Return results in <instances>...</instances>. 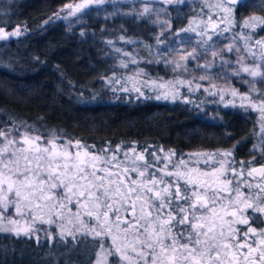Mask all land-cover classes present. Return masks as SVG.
Returning <instances> with one entry per match:
<instances>
[{"label":"trees","instance_id":"1","mask_svg":"<svg viewBox=\"0 0 264 264\" xmlns=\"http://www.w3.org/2000/svg\"><path fill=\"white\" fill-rule=\"evenodd\" d=\"M76 1L0 0V28L7 34L20 31V35L0 39V130H22L42 140L55 133L57 143L80 141L90 152L109 157L115 153L118 160L135 148L154 165L157 156L161 165L169 152L175 154L173 161L189 152L217 150L230 151L233 161H243L245 168L249 162L263 163L251 110L242 112L209 102L200 105L204 111L199 112L193 100L184 98L189 96L183 88L173 90L175 97L167 101L162 88L149 87L145 73L148 70L153 78L167 79L175 71L172 64L191 51L198 58L209 57L213 49L221 51L230 42L243 49L237 26L246 16L264 14V0H243V5L232 6L237 21L234 32L208 42L181 31L184 20L172 19L171 32L158 34L156 29L162 27L158 19L169 20L165 12L138 16L146 5L154 10L165 8L158 0H116L93 6L87 14L67 16L65 6ZM256 34L264 36V30L257 29ZM104 40L129 51L130 57L112 64L102 57ZM118 55L116 51L113 58ZM159 60L170 66V73H154L153 65ZM188 65L185 72L190 80L210 85L199 79L205 69L193 61ZM207 72L216 85L226 78L215 67ZM133 85L140 91L133 90ZM150 171L156 172V168ZM129 175L138 178L135 172ZM255 226L264 227V217ZM34 228L31 236L0 232V264H88V250L73 247L71 237L62 240L54 224L38 221Z\"/></svg>","mask_w":264,"mask_h":264},{"label":"snow or ice","instance_id":"2","mask_svg":"<svg viewBox=\"0 0 264 264\" xmlns=\"http://www.w3.org/2000/svg\"><path fill=\"white\" fill-rule=\"evenodd\" d=\"M105 2L80 0L65 7L71 9L69 15L76 16L77 13L87 14L91 7ZM160 2L183 4L184 0ZM237 4L243 5V0H227V3L205 0L208 21H200L205 27L194 29L192 25L197 21L191 20L189 27L181 31H196L198 36H207L209 41L212 40L209 25L212 33L229 32L237 24L236 9L232 7ZM213 9H219L224 15L213 19ZM152 11L159 13L166 9L154 10L146 5L138 16L145 18ZM221 23L226 25L222 29ZM240 26L249 30L238 33L243 49L233 42L227 50L237 53L235 63L238 67L231 69V75L241 77L249 91L240 94L231 88L230 92L232 97L239 99L241 107L259 111L264 121V37L254 36L257 29L264 30V16L245 17ZM9 35H20V31L7 34L0 28V39H7ZM241 51L246 55H241ZM211 55L213 61L197 66L206 70L199 79L208 80L211 88L216 89L207 69L213 66L219 54L213 50ZM196 57L193 51L182 59ZM248 59L252 60L251 64L246 62ZM222 63L229 65L231 61L223 60ZM180 66L176 64L177 68ZM178 82L192 84L191 80ZM123 90L129 89L124 87ZM133 90L140 91L135 85ZM218 91L223 93L224 90ZM209 94L216 92L209 91ZM253 94L257 99H253ZM220 98L223 101V94ZM228 103L235 106V99ZM12 131L14 129L0 130L3 140L0 144V232L17 237L31 236L36 231L33 225L37 221L49 225L56 220L66 221L57 225L60 238L71 237L73 247L86 248L90 254L88 264H264V227L255 226L264 217V165L257 168L249 162L246 169L241 162L237 172L234 167H225L229 162L224 160L219 162V167L200 169L183 159L173 162L171 157L175 154L169 152L165 157L168 162L159 167L160 157L157 156L154 165L135 148L131 149L134 158L125 152V160H118L115 153L110 157L94 154L80 141L57 143L55 133L44 142L40 136L27 132L22 133L19 140L10 138ZM261 131L264 132V123ZM72 148L76 149L74 153ZM231 154L221 153L225 157ZM153 167L160 176L150 171ZM229 171L231 176L227 174ZM130 172L137 173L139 179L132 178ZM245 172L253 179H244ZM244 188L248 191H243ZM73 203L75 212L69 207ZM179 225L188 227L181 229ZM49 239H52L51 233Z\"/></svg>","mask_w":264,"mask_h":264},{"label":"rangeland","instance_id":"3","mask_svg":"<svg viewBox=\"0 0 264 264\" xmlns=\"http://www.w3.org/2000/svg\"><path fill=\"white\" fill-rule=\"evenodd\" d=\"M112 1L113 0H106L107 3H111ZM114 1H116V0H114ZM158 1H160V0H158ZM79 2H80V0L76 1L75 3H79ZM209 2L215 3L216 0H209ZM69 5H71V4H69ZM163 6L166 9V11H164L165 15L169 18V20L165 19V18H162V17H160L158 19V23L161 24V26H162V27H159V28L156 29V32L158 34L161 33V32L162 33H166V34H168V32H171V28L172 27L169 28V24L172 26V24L170 22L172 19L174 21H176V22H183V20L186 22V25H184L182 27H179L181 29L189 27V21H191V20L197 21V23H194L192 25V27L194 29H203L205 27V25H204V23H200V21H204V22L208 21L209 9L205 6V0H184L183 4H168V5L163 4ZM66 11H67L66 15L69 16V12L71 11V9L66 8ZM212 12H213V19H216L217 16H223L224 15V13H222L219 9H213ZM249 16H251V15H249ZM259 16H264V14H261ZM246 17H248V16H246ZM165 21H167V23H165ZM241 22H240V25H241ZM240 25L237 26V27L241 28ZM225 26L226 25L223 24V23H221L219 25V27L221 29L224 28ZM232 28H231V30L229 32L212 33L211 25L208 26V30H209V33L212 34V38L222 37V35H224L226 33H228V34L233 33L234 31H233ZM240 30L242 31L243 29H240ZM236 32H237L236 34L238 35L239 30L236 31ZM173 33L178 34L179 30H174ZM186 33L189 36H192V37H195V38L199 37L204 42H208L209 41V40H207V36H198L196 34V31H189V32H186ZM254 36L257 39L261 38V37H264V36L257 35L256 32H255ZM237 37L238 36L234 35V38H237ZM124 40L126 41L127 39L124 38ZM240 41L243 44V41L241 39H240ZM158 42H159V44L161 43L160 41H158ZM230 43H233V42H230ZM229 44L225 45L221 51L215 50V51H217V53L219 55L215 59V61L213 63V66L211 68L215 67L216 69H220L223 72H225V68L228 69V71L225 72L226 78H224V80H221V82L218 83L216 89L211 88V85L208 86V85H200V84H199L200 87L197 88L196 85L198 84V82L196 80L194 81V79H192V78H191V81H192L191 86H189L187 83L181 84V83L178 82L180 80H185V81L190 80L189 76H186L187 74L185 72L186 71L185 70V65L188 68L189 67L188 63L191 62V61L196 62V64H204V63H206L208 61H213L212 55H210L209 57H201V58L196 57L195 59L188 58L187 60H184V59L180 58L179 60H177V63H179L181 66L179 68H177L176 65L172 64V66L175 67L174 68L175 71L171 74L170 78H167V79L166 78H160V77H159V79L153 78L152 75L150 74V72L147 70L145 74H146L147 77H149L150 82H151L149 84V87L152 88V89L159 90V88H161L160 87L161 84L165 85V87L162 88L163 92H164L163 95L165 93H167V98H165V99L167 101H170V102L175 97V96H173L175 93L173 92V94H172V91L173 90L175 91V90L178 89V91L180 92L181 88H183L184 92L186 93V95H188L189 97H193V98H189V97H184V98L187 101H192L193 100V105H195L196 107L199 108V112H203L204 111V108L200 107V105H204L205 103H209V102H213V103L217 102L221 106L230 107V108L236 109V110L239 109L242 112H247V110H251L253 112L254 117L256 118V128H257V130H256V133H255V139H257V143H261L262 144L261 149H263V151L261 152V154H264V132L261 131V124L264 123V121L261 120L259 111H254V110L251 109V107H247V108L241 107L239 99L232 97L231 92H230L231 88H235L236 90H238V92L240 94H246L249 91V89H248V85L242 82V78L241 77H237V76H232L231 75V69L234 68V67H238V65L235 63L236 57H237V53L235 52V50H233V52H231V53L228 52V50H227V46ZM242 46H244V44ZM100 47H101V50H102V57L107 59V60H109L112 64H115V62H117V61L123 60L126 56L130 57L129 51H126V50L123 51V49H120L119 47H117V45L107 44L106 40H104V42L101 43ZM105 47H107V48H105ZM116 51L118 52L119 55H118V57L115 56L113 58V56L116 55ZM212 51L210 53H212ZM240 54L241 55H246L245 53H243V51H241ZM223 60H229V61H231V63L229 65H224L222 63ZM246 62L248 64H251L252 60L248 59ZM153 66H154L153 67L154 68V73H158L159 74V73L162 72L163 74H166V73H170L171 72L170 68H169L170 66H168L166 63L162 62L161 60H159L157 62V64H154ZM243 78L244 79H248V77H246V76H244ZM153 82H155L154 83L155 85L153 84ZM169 82H171V83H169ZM215 84H217V83H215ZM205 88H208L209 91L216 92V94L215 95L209 94V91H205ZM218 89H223L224 90L223 93L218 91ZM182 92H183V90H182ZM221 94H223V96H224L223 101L220 98ZM234 99H235V106H232V104H229L228 102L232 101ZM253 99L254 100L257 99L256 94H253ZM22 133H24L22 130L12 131L10 138L14 137L16 140H19L21 138V134ZM49 137L50 136H48V138ZM43 141L46 142L47 139H45ZM2 143H3V140L0 139V144H2ZM75 151H76V149L74 150V152ZM223 152H230V151H224V150L195 151V152L187 153L183 158H180V159L188 161L190 163V165L193 166V167H198L200 169H209V170L211 168H213V167H219L220 166L219 162L226 160L229 163L226 164L225 167H227L229 169L234 167L237 170V172H239L240 171L241 162H243V161H233L232 154L230 156H228V157H225V156L221 155V153H223ZM127 153L129 154L130 158H134V154L131 152V149H129V151ZM194 153H201V154H206V155H204V156L191 155V154H194ZM123 156H124V160H125V154ZM166 156L167 155L164 156V160L161 163V165H159V167H163L164 163L168 162L165 159ZM209 156H214V159H208ZM180 159L173 160V162H178ZM197 160H199V163H196ZM205 160H207V163H205ZM263 164H264V161H263ZM227 174L229 176L232 175L231 171H229ZM156 175L160 176L161 173L160 172H156ZM246 176H247V172H245L243 178L246 179L245 178ZM137 179H139V177ZM166 179H172V178L171 177H167ZM252 179L253 178L251 177V179H246V180H252ZM174 191H175V188H173V192ZM243 191L247 192L248 189L244 188ZM182 203H185V202L182 201ZM72 205L76 206L75 203H73V204L69 205V207L72 208L71 207ZM74 206H73V208H74ZM10 211H13V210H10ZM226 218L230 219V217H226ZM28 219L30 220L31 216H29ZM52 219L56 220L55 216H53ZM60 223H66V221L56 220V222L53 223V224L55 225V227H57V225L60 224ZM68 226L71 227V225H68ZM238 226H242V225H238ZM33 227H34V225H33ZM245 251H246V249H245Z\"/></svg>","mask_w":264,"mask_h":264},{"label":"water","instance_id":"4","mask_svg":"<svg viewBox=\"0 0 264 264\" xmlns=\"http://www.w3.org/2000/svg\"><path fill=\"white\" fill-rule=\"evenodd\" d=\"M225 3H227V0H225ZM262 165H264L263 163H261V164H257V165H254V166H256L257 168H259L260 166H262ZM255 175V174H254ZM257 178H258V176H257Z\"/></svg>","mask_w":264,"mask_h":264}]
</instances>
